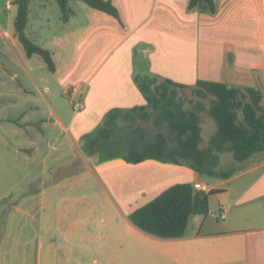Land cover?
Instances as JSON below:
<instances>
[{"label":"crops","instance_id":"0c3cea01","mask_svg":"<svg viewBox=\"0 0 264 264\" xmlns=\"http://www.w3.org/2000/svg\"><path fill=\"white\" fill-rule=\"evenodd\" d=\"M116 1L124 26L90 10L94 19L77 35L62 70L55 55L60 45L46 47L59 92L47 86L41 64H28L37 54L26 55L23 46L17 53L21 64L13 77L20 94L11 99L16 109L5 150L31 163L26 182L37 184L15 205L27 217L21 264H264V157L206 182L184 163L127 162L131 135L129 148L111 157L101 156L104 142L91 147L84 140L111 109L123 110L116 120L146 104L135 74L185 85L260 86L264 92V0H216L213 14L189 9L188 0ZM137 57L148 59L143 71ZM74 100L81 102L79 110ZM113 138L112 132L108 140ZM196 181L210 187L209 212L192 216L186 235L155 236L129 220L130 212L167 187Z\"/></svg>","mask_w":264,"mask_h":264},{"label":"trees","instance_id":"16d2710c","mask_svg":"<svg viewBox=\"0 0 264 264\" xmlns=\"http://www.w3.org/2000/svg\"><path fill=\"white\" fill-rule=\"evenodd\" d=\"M70 1L55 0L64 20L73 10ZM92 9L101 11L124 26L118 7L112 0H79ZM16 5L14 17L15 35L22 44L26 55L37 54L49 70H54L51 51L35 43L26 35L29 0H13ZM189 9H199L208 13L217 11L216 0H188ZM134 81L143 94L146 104L132 110H141L139 116L145 118V110L150 107L161 112L162 121L172 138L158 132L146 138L140 127L135 128L130 148L123 154L127 162L136 163L145 158L184 163L200 175L226 178L230 171L219 170L220 155L228 151L236 161H244L256 153L264 151V92L260 86H229L224 82L197 80L194 85H185L167 77L155 74H135ZM193 87L197 95L210 96L208 113L216 123V132L205 146H200L203 138L198 113L185 110L176 102L177 88ZM123 111L114 108L103 119V126L86 134L84 140L91 147L101 146L112 134L116 115ZM200 111V109H199ZM114 154H108L111 157ZM211 191L195 189L191 182L175 183L150 201L129 213V220L143 231L164 238L186 235L190 219L194 215L209 212L208 196Z\"/></svg>","mask_w":264,"mask_h":264},{"label":"rangeland","instance_id":"374dc122","mask_svg":"<svg viewBox=\"0 0 264 264\" xmlns=\"http://www.w3.org/2000/svg\"><path fill=\"white\" fill-rule=\"evenodd\" d=\"M12 1L0 0V264H21L22 252L18 248L25 244L27 240V217L17 211L15 205L20 203L19 198L24 196L25 191L37 186V184L32 185L30 183L29 185L26 182L28 179L26 175L27 167L31 163L29 164L22 155L8 154L5 150V147L12 140L13 125L10 118L12 111L16 109L15 106L14 108L11 107V99L17 98L16 95L20 94L17 80L13 77V74L14 71L20 69L21 63L17 60V53L23 50L22 44L15 35L16 5ZM112 2L118 7L116 0H112ZM70 6L73 14L67 20H64L55 0H29L26 35L35 43L47 48H53L54 44L60 45V49L55 52L58 71L68 65L73 56L77 35L84 29L86 21L93 20L95 16L91 17L90 10L92 8L83 1H70ZM93 12L96 14L99 11L93 10ZM34 35L37 37L35 38ZM145 46L151 47L148 44ZM147 60H142L139 57L135 59L138 71H143ZM28 64L34 66L41 64L44 75L50 77L47 86L51 87L53 92L61 90V87L55 81L57 73H51L41 57L34 55ZM210 98L209 95L206 97L197 95L193 87L177 88L176 91V102L180 103L183 109L194 110L198 113L203 138L200 146H205L216 132L215 120L208 113ZM142 110H145L148 114L145 118L139 116L140 109L124 111L119 114L120 116L115 120L112 127L114 138L108 141L105 140V147H101V156L107 157L108 154L127 150L129 148V136L134 137L136 135V127H140L148 139L158 132H163L169 138H172L166 123L160 119V111L153 110L150 107ZM7 116L9 118L3 120ZM263 157L264 151L254 154L247 160L236 161L230 152L225 151L220 155L218 168L222 171L227 170L238 173L253 161ZM33 165L39 168L41 163L36 162ZM33 165L30 167L32 168ZM200 176L206 182L215 180L214 176L206 174ZM22 228L21 234L17 235V232ZM15 244L17 245V251H13V245ZM15 254L16 257H14Z\"/></svg>","mask_w":264,"mask_h":264},{"label":"built area","instance_id":"2783aa9c","mask_svg":"<svg viewBox=\"0 0 264 264\" xmlns=\"http://www.w3.org/2000/svg\"><path fill=\"white\" fill-rule=\"evenodd\" d=\"M72 107H73L74 110H79L81 108V102L74 101L73 104H72ZM193 186H194L195 189H198V190H201V191H204V192L210 191V187H209V185L207 183L196 181V182L193 183Z\"/></svg>","mask_w":264,"mask_h":264}]
</instances>
